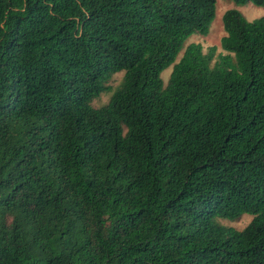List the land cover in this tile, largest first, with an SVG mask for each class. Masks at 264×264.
Returning <instances> with one entry per match:
<instances>
[{
	"label": "trees",
	"instance_id": "obj_1",
	"mask_svg": "<svg viewBox=\"0 0 264 264\" xmlns=\"http://www.w3.org/2000/svg\"><path fill=\"white\" fill-rule=\"evenodd\" d=\"M215 4L0 0V264H264V17L185 47Z\"/></svg>",
	"mask_w": 264,
	"mask_h": 264
},
{
	"label": "rangeland",
	"instance_id": "obj_2",
	"mask_svg": "<svg viewBox=\"0 0 264 264\" xmlns=\"http://www.w3.org/2000/svg\"><path fill=\"white\" fill-rule=\"evenodd\" d=\"M228 10L238 11L249 22H252V21H255L257 19L264 17V7H257L251 3H248L244 6H239V5H236L232 0H216L215 18L209 27L208 35L206 36L199 35V34L191 35L186 41L185 47L190 44H199L202 47L204 53L207 52V50L210 47H215L216 54L226 55L227 53L222 51L220 48V41H221V38L225 35L223 24H222V17H223V14ZM182 54H183V51L180 52V54L178 55L176 59V63L181 58ZM171 71H172V66H170L169 68H167L166 70L162 72L161 79L164 85L167 84ZM122 77H123V73H118V74H115L111 78L108 85L111 87L112 91L118 87V85L120 84L122 80ZM111 93L112 92L110 91L100 96V98L97 99L93 103V106L99 107V106L105 105L108 102L111 96ZM251 219H252L251 216L244 215L235 222L219 221V223L223 226L231 227L237 231H241L249 224Z\"/></svg>",
	"mask_w": 264,
	"mask_h": 264
}]
</instances>
